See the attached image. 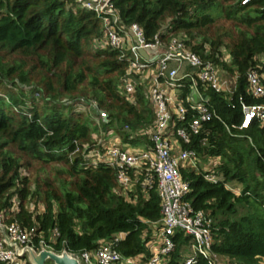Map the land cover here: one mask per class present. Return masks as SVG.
Returning <instances> with one entry per match:
<instances>
[{"label":"trees","instance_id":"trees-1","mask_svg":"<svg viewBox=\"0 0 264 264\" xmlns=\"http://www.w3.org/2000/svg\"><path fill=\"white\" fill-rule=\"evenodd\" d=\"M112 1L124 25L139 24L147 38L183 32L204 59L221 64L230 76H239L230 98L209 92L216 116L204 124L201 135L184 145L207 160L217 158L219 180L181 171L190 181L188 198L194 209L214 217L213 251L232 264V260L260 264L264 261V126L257 121L245 129L232 125L243 121L242 99L264 103L248 92L247 80V72L264 59V0L246 4L243 0ZM227 22L234 31L226 28ZM102 36V20L75 0H0V213L8 222L34 229L37 247L44 240L58 252L81 254L123 234L116 242L119 251L150 257L147 245L160 231L156 190L146 195L137 185L136 193H130L137 198L129 201L116 190L114 169L104 163L87 166L81 149L73 154L75 141L81 148L93 144L101 130L106 141L117 138L132 150L150 143L141 131L152 123L153 108L144 88L138 91L136 104L121 93L126 63L118 50L95 46ZM224 49L231 52L229 64L220 60ZM94 103L109 114L107 122L101 119V126L94 119ZM77 105H84L86 111H78ZM204 138L206 144L201 142ZM34 161L62 164V184L47 178L35 181L33 188L24 171ZM234 182L243 185L239 192ZM239 205L253 210L236 217ZM174 240L176 248L165 264H185L184 251L191 238L177 231ZM194 264L209 263L199 256Z\"/></svg>","mask_w":264,"mask_h":264},{"label":"built area","instance_id":"built-area-1","mask_svg":"<svg viewBox=\"0 0 264 264\" xmlns=\"http://www.w3.org/2000/svg\"><path fill=\"white\" fill-rule=\"evenodd\" d=\"M249 0H243L246 4ZM88 11L102 20L103 36L97 39L95 46L99 49H115L120 59L126 63V70L121 78L120 91L133 104L137 102V93L144 88V93L153 108L152 123L141 132L150 141L140 150H132L120 144L119 140L95 138L93 144H83L82 148L75 141L73 152L82 150L83 163L96 166L99 163L111 167L116 172L117 192L129 201L130 193H136L137 185L142 186L146 195L155 189L161 206V219L156 223L160 231L149 242L153 247L150 257L145 254L125 256L116 248V242L123 234L113 239L101 241L93 251L81 252L83 264H165L176 248L174 236L182 231L191 238L192 254L184 256L185 264H194L201 256L209 264H229L212 249L215 243V220L211 212L196 210L188 198L191 192L190 181L181 169L203 173L212 182L219 180L216 165L217 158L210 160L199 155L195 148L184 147L192 142L193 136L202 134L204 124L216 116L210 106V91H215L230 98L237 89L238 75L230 76L221 64L204 59L188 42V36L181 32L168 38L156 35L147 38L137 23L124 25L119 10L112 0H75ZM143 49L147 58L140 54ZM209 52V48L206 49ZM223 59L231 63L224 53ZM264 59L247 72L248 92L256 98L264 99ZM221 74V75H220ZM189 89L185 94V90ZM196 91L200 97L195 101L191 96ZM204 95H208L204 98ZM243 121L233 127L245 129L255 121L264 126V103L249 104L241 100ZM96 122L101 126V119L108 121L109 114L98 109ZM189 111L192 116L187 120ZM101 133L103 131L101 130ZM203 144L207 139L201 140ZM39 209L42 211L43 206ZM0 262L4 264H28L25 258L18 256L17 251L5 241L17 243L20 247L31 245L36 249L46 245L40 240L37 247L33 231L23 228L17 221L8 222L0 213ZM6 234V235H5ZM57 232H54L56 237ZM157 243H159L157 247ZM148 244V245H149ZM52 248V247H51Z\"/></svg>","mask_w":264,"mask_h":264},{"label":"rangeland","instance_id":"rangeland-1","mask_svg":"<svg viewBox=\"0 0 264 264\" xmlns=\"http://www.w3.org/2000/svg\"><path fill=\"white\" fill-rule=\"evenodd\" d=\"M227 23L228 24H226V26H227L226 28H229L228 26H230V23L229 22H227ZM164 27H166V24H165ZM230 28L234 31L233 26H230ZM224 56H226V58H228L229 61H230L231 57H232L230 50L227 49V52L224 53ZM232 77H235V75L234 76L232 75ZM38 101H39V99H38ZM39 103H42V102L39 101ZM75 108L78 111H82V110L86 111V109H87V108H85L84 105H77ZM96 118H97V116H94L95 120H96ZM105 136H106V134L103 132V133H101V137L100 138L103 139V138H105ZM113 138L114 137H112V139ZM15 153L18 154V155L20 154L17 150L15 151ZM62 169H65V167L62 164H59V163L43 164L41 162L34 161L32 163V165H30L29 169L24 171V173L31 178L32 184H33V188H35L36 185H37L35 183V181L38 182L40 179H47V178L50 181L55 182L57 185H61L62 182H63V179L65 178V175H63L61 172H59ZM235 184H238V186H234V187L239 192L243 188V185H241L239 183H235ZM34 207L35 206H31L32 210H35L36 207L35 208ZM251 210H253L252 206L239 205L238 206V214L236 215V217H238V216H240L242 214L249 213ZM158 245H159V243H157V247H158ZM184 253H186V254L189 253V249L185 248ZM232 262H233V264H241V262H239L237 260H232ZM47 264H53V261L52 260H48ZM229 264H232V263L229 262ZM260 264H264V261H261Z\"/></svg>","mask_w":264,"mask_h":264},{"label":"water","instance_id":"water-1","mask_svg":"<svg viewBox=\"0 0 264 264\" xmlns=\"http://www.w3.org/2000/svg\"><path fill=\"white\" fill-rule=\"evenodd\" d=\"M140 54L145 58L148 56L143 49L140 50ZM191 96L195 101L200 100L196 91H192ZM207 97L208 95H204V98ZM1 231H4V227L2 226H0V232ZM5 241L8 242L9 247H12L17 251L19 257L25 258L30 264H47L48 260H52L53 264H83L79 253L69 252L67 249L58 252L46 245H40L39 249H36L31 245L20 247L17 243L9 241L7 237L5 238Z\"/></svg>","mask_w":264,"mask_h":264},{"label":"crops","instance_id":"crops-1","mask_svg":"<svg viewBox=\"0 0 264 264\" xmlns=\"http://www.w3.org/2000/svg\"><path fill=\"white\" fill-rule=\"evenodd\" d=\"M120 144H122L121 142H120ZM123 145V144H122ZM124 146V145H123ZM126 147H128V146H126ZM143 147V146H142ZM156 235V234H155ZM155 235H154V237H155ZM153 237V238H154ZM191 243V242H190ZM148 246V248H149V250L152 252V250H153V247L149 244V245H147ZM187 248L189 249V253H185V255H190V254H192V252H193V248H192V243L191 244H189L188 246H187Z\"/></svg>","mask_w":264,"mask_h":264}]
</instances>
